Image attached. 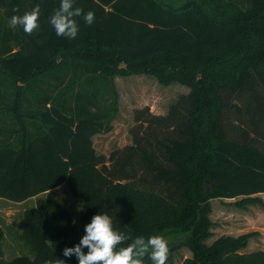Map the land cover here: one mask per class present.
Wrapping results in <instances>:
<instances>
[{
	"label": "trees",
	"instance_id": "obj_1",
	"mask_svg": "<svg viewBox=\"0 0 264 264\" xmlns=\"http://www.w3.org/2000/svg\"><path fill=\"white\" fill-rule=\"evenodd\" d=\"M36 5V31L10 28L13 15ZM59 5L0 0V200L23 203L64 187L83 202L80 225L60 200L38 198L20 219L33 257L5 261L0 227V264H78L63 249L79 243L101 212L133 239L185 233L169 246L167 264L180 247L191 252L182 264H264L263 251L240 252L255 233L206 244L212 200L263 205L264 0H75L95 13L91 25L74 18L75 39L57 36L49 23ZM64 59L73 63L71 99L50 95ZM133 75L189 92L163 116L135 109L131 144L106 158L93 138L113 129L114 77ZM141 259L152 264L149 254Z\"/></svg>",
	"mask_w": 264,
	"mask_h": 264
},
{
	"label": "rangeland",
	"instance_id": "obj_2",
	"mask_svg": "<svg viewBox=\"0 0 264 264\" xmlns=\"http://www.w3.org/2000/svg\"><path fill=\"white\" fill-rule=\"evenodd\" d=\"M11 28V26H10ZM143 78V79H142ZM119 109L112 122L113 129L110 133L98 135L93 138L94 148L99 155L108 157L115 149H121L131 144L129 129L133 125V111L143 105H151L154 110L163 111L179 95L187 94L189 89L180 84L163 86L149 76H131L119 78ZM45 197V196H44ZM47 197L56 198L64 203L72 213L73 223L80 225V212L82 200L75 199L62 187L54 195ZM263 205H248L238 207L236 200H212L208 219L212 223L211 237L206 241L210 245L220 236L239 237L248 233L256 236L249 240L248 246L240 252L249 253L257 250L264 252V195L258 196ZM36 202L28 200L22 204L10 203L0 200V226L4 231L2 240L3 259L10 261L15 257L25 256L32 258L33 252L26 247L19 238L20 219L26 209H34ZM19 234V235H18ZM169 243L168 246H178L185 241L186 234L181 232L165 231L162 235ZM191 258V252L180 247L173 254L172 264H182L185 259Z\"/></svg>",
	"mask_w": 264,
	"mask_h": 264
},
{
	"label": "clouds",
	"instance_id": "obj_3",
	"mask_svg": "<svg viewBox=\"0 0 264 264\" xmlns=\"http://www.w3.org/2000/svg\"><path fill=\"white\" fill-rule=\"evenodd\" d=\"M75 0H60V5L50 16L49 23L57 36L75 39L79 26L75 17L83 16L86 24L95 20L93 11L83 12L75 7ZM14 8L13 12H18ZM40 7L36 5L23 15H13L10 18L12 28L21 27L25 34L31 35L39 28ZM85 234L73 247H65L63 255L75 256L78 264H142V257L149 254L152 264H167L169 258L168 241L160 235L132 238L130 234L118 231L113 226L112 217L107 212L95 214L91 222L84 226ZM126 245V246H125ZM87 249V252L84 249ZM45 264H66L65 260L56 258Z\"/></svg>",
	"mask_w": 264,
	"mask_h": 264
},
{
	"label": "crops",
	"instance_id": "obj_4",
	"mask_svg": "<svg viewBox=\"0 0 264 264\" xmlns=\"http://www.w3.org/2000/svg\"><path fill=\"white\" fill-rule=\"evenodd\" d=\"M235 1L247 3L250 0H235ZM57 63H59V60L57 61ZM61 64L63 65L64 70L60 69L59 72H58L59 74H57V76L56 75L51 76V79H50V81H51V92H50V95L53 98L59 97V99H60V97H64L65 99H68V97H69L71 99L72 98V94H73V89H72V86H71L72 80H73V63H72V59H69V60L68 59H64V60L61 61ZM133 76H145V75H133ZM129 77H131V76H129ZM119 78H126V77H119V76L114 77L113 81H114L116 90H117V87L119 89V82L121 81V80H119ZM117 92H118V90H117ZM183 95H185V94H183ZM118 96H119V93H118ZM179 96H181V95H179ZM179 96H177L175 99H173L172 102L169 103V105L166 107V109L164 111H163L162 108H161V110H156V109L154 110L153 106L147 105V104L143 105L142 108L143 107H148L150 112L153 115H161V116H163V115L167 114V112L169 110V107L177 100V98ZM118 109H119V105H118ZM135 109H140V108H135ZM106 158H108V157H106ZM60 188H62V187H59V188H57L54 191H51L49 193H45L44 195H41V196H39L37 198L29 199V200H34L36 202L38 198H47V196H50L52 194L55 195ZM19 204H22V203H18L17 205H19ZM19 234H21L20 231H19ZM260 251H262V250H260Z\"/></svg>",
	"mask_w": 264,
	"mask_h": 264
}]
</instances>
